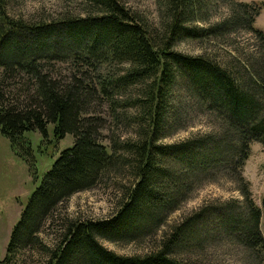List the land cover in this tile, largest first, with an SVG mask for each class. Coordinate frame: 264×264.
Returning <instances> with one entry per match:
<instances>
[{"label":"trees","instance_id":"1","mask_svg":"<svg viewBox=\"0 0 264 264\" xmlns=\"http://www.w3.org/2000/svg\"><path fill=\"white\" fill-rule=\"evenodd\" d=\"M81 1L83 15L26 21L11 16L12 0H0V133L15 155L32 163L27 133L48 138L52 125L54 140L73 138L29 195L1 264L25 249L47 254L45 264H209L203 252L227 244L244 252L247 264H264V194L257 205L242 175L250 145L264 148V31L255 27L264 2L211 0L228 6V14L211 23L209 0H161L157 30L119 0ZM236 30L250 32L256 50L235 68L174 48ZM59 64L73 73L62 75ZM178 83L218 127L163 143L177 129L171 130V106ZM138 85L137 97L118 101ZM101 101L115 127L124 121L117 106L133 108L131 139L102 143L107 125L95 110ZM125 168L133 182L111 217L66 221L53 248L43 246L39 234L62 203ZM224 178L237 184L242 199L202 207L174 223L155 250L127 257L100 244L154 234L194 190Z\"/></svg>","mask_w":264,"mask_h":264},{"label":"rangeland","instance_id":"2","mask_svg":"<svg viewBox=\"0 0 264 264\" xmlns=\"http://www.w3.org/2000/svg\"><path fill=\"white\" fill-rule=\"evenodd\" d=\"M161 0H119L129 11L143 19L145 24L159 30L161 28L160 7ZM206 7L205 17L210 18L211 23L224 18L228 14V6L222 2H210ZM235 2L263 3L264 0H234ZM84 6L81 0H12L10 7L11 16L26 21L55 20L62 16L83 15ZM199 27L207 26L206 23L197 22ZM255 27L264 31V8L255 19ZM175 50L189 56L208 55L221 66L235 68L240 65L244 56L251 55L256 50V44L250 32L236 30L228 38L199 40H183L175 47ZM62 75L69 76L73 70L69 64L57 65ZM120 67L119 69H121ZM118 69V68H117ZM1 74V69H0ZM25 83V81L21 80ZM14 83V82H13ZM12 85L8 88L14 90ZM178 83L172 97V116L176 124L171 130H176L161 140L163 143H175L186 140L199 134H210L216 130L218 123L210 117L208 111L190 96L185 87ZM131 93L122 96L121 99L134 98L140 93L142 86L130 88ZM12 94V91H11ZM102 102V101H101ZM117 106V104H116ZM116 111L124 121H119L115 127L108 115L109 105L102 102L95 107L107 125V129L101 131L102 143L108 144L114 136L120 142L132 138L131 116L133 108L117 106ZM174 112V113H173ZM171 125V123H170ZM48 138H43L38 132L26 134L34 150V162L23 161L10 148L9 140L0 133V264L6 255V247L11 230L18 221L22 209L32 191L38 186L44 173L49 170L60 152L71 147L73 138L67 134L64 139H53V126H48ZM170 130V131H171ZM33 165V166H31ZM244 179L250 185L252 198L260 205L264 194V148L259 143L250 145L249 157L246 160L243 173ZM133 180L128 168L116 173H109L96 185L95 188L83 191L71 196L62 203L54 212L49 221L42 228L39 237L43 246L53 248L62 233L63 224L73 220H105L111 217L123 201L128 186ZM229 199L242 197L237 190V184L227 178L217 179L214 182L203 184L194 190L188 198L167 216L165 224L154 234L130 242H109L99 240L104 248L120 256H142L155 250L164 232H168L174 223H178L205 206L222 203ZM216 246V245H215ZM231 246L223 245L205 250L202 258L209 264H247L244 252ZM183 254V257L189 258ZM248 257V256H247ZM47 254L39 250L25 249L18 252L8 264H45ZM250 261V260H249ZM252 264H256L251 261Z\"/></svg>","mask_w":264,"mask_h":264}]
</instances>
